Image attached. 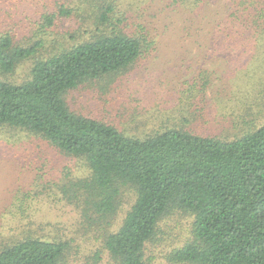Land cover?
I'll list each match as a JSON object with an SVG mask.
<instances>
[{"label":"trees","instance_id":"1","mask_svg":"<svg viewBox=\"0 0 264 264\" xmlns=\"http://www.w3.org/2000/svg\"><path fill=\"white\" fill-rule=\"evenodd\" d=\"M111 3L100 16L108 32L99 29L48 58L35 57L42 43L24 47L11 32H0L2 73L34 58L26 81L0 79V127L36 135L86 163L88 176L69 182L70 199L64 196L88 222L116 226L104 239L116 264H151L147 247L172 209L194 216L191 238L170 254L174 263L264 264V67L234 78L246 84L238 92L247 93L246 99L236 96L230 111L211 114L206 104L212 75L201 67L173 94V105L160 111V129L124 134L72 111L65 99L85 81L129 72L157 48L145 23L117 15ZM245 9L254 18L260 6ZM230 129L231 136L221 133ZM125 188L134 191L135 202L117 225L113 219ZM12 239L0 245V264H69L65 239L34 230Z\"/></svg>","mask_w":264,"mask_h":264},{"label":"rangeland","instance_id":"2","mask_svg":"<svg viewBox=\"0 0 264 264\" xmlns=\"http://www.w3.org/2000/svg\"><path fill=\"white\" fill-rule=\"evenodd\" d=\"M111 1L0 0V32H11L15 44L24 47L42 43L35 57L48 58L88 40L99 29H111L100 22L101 12ZM114 1L117 15L125 12L137 24L147 25L157 48L125 74L85 81L68 91L65 99L72 111L111 123L124 134L151 133L163 123H159L160 111L168 103L173 105V94L201 67L212 75L206 104L210 114L220 108L230 111L236 96L246 99L247 93L238 94L246 84L234 78L252 66L264 67V0ZM258 4L259 11L250 18L253 13L244 8L253 12ZM210 49L217 55L213 51L207 56ZM33 62L34 58L22 61L11 74L0 71V79L26 81ZM233 132L221 133L231 136ZM88 172L83 160L42 138L0 127V245L34 230L67 240L69 264H116L104 240L116 226L88 222L64 196H71L69 182L86 178ZM135 197L132 189H124L114 223L121 222ZM193 223L192 214L172 209L160 224L157 241L147 247L149 262L177 264L170 254L191 238Z\"/></svg>","mask_w":264,"mask_h":264}]
</instances>
